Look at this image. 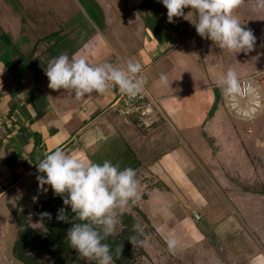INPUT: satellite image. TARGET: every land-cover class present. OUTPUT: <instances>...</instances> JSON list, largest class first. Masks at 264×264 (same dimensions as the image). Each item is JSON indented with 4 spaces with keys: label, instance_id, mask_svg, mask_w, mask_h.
Returning <instances> with one entry per match:
<instances>
[{
    "label": "rangeland",
    "instance_id": "obj_1",
    "mask_svg": "<svg viewBox=\"0 0 264 264\" xmlns=\"http://www.w3.org/2000/svg\"><path fill=\"white\" fill-rule=\"evenodd\" d=\"M144 3L131 9L123 8V0H0V27L15 33L12 37L22 53L13 52L16 66L28 65L34 56L31 45L43 36L47 38L36 54L48 61L59 45L69 47L74 32L79 38L85 32L95 33L106 39L108 48L128 51L142 44L147 26L141 16L146 11ZM254 5L255 0H244L233 11L257 38L253 52L219 49L210 39L201 38L187 20L185 31L171 29L176 32L171 34L178 42L194 39L142 75L150 93L166 98L159 102L164 119L144 129L117 112L114 116L122 131L125 124L131 128L124 137L141 156V164L132 167L139 198L123 209L114 231L120 235L136 222L144 229L146 244L133 247L129 264H264V55L253 59L264 53V10H255ZM155 8L158 16L164 14L163 4ZM184 11L197 21L194 9ZM51 44L50 52L44 51ZM11 63L8 67L14 69ZM229 68L237 72L241 84L251 82L248 93L222 94L216 81ZM24 69L17 67V86L27 76H23ZM160 73L167 75L169 86L158 88L160 81L153 82L151 77L156 79ZM29 77L27 81L33 83L35 78ZM37 79L46 86L44 76ZM238 112L248 115L238 116ZM100 147L92 148L94 160L88 161L98 163L95 152ZM35 183L30 180L28 184L32 197L38 194ZM45 187L48 191L39 194L41 200L52 195L50 186ZM18 192L13 190L0 200V218L9 223L6 254L12 259L19 227L6 201L20 205ZM197 210L201 219L194 215ZM124 214L132 219L123 218ZM28 222L39 233L46 227L33 212ZM170 237L178 241L174 253L165 242ZM36 255L46 264L54 261L48 254Z\"/></svg>",
    "mask_w": 264,
    "mask_h": 264
},
{
    "label": "crops",
    "instance_id": "obj_2",
    "mask_svg": "<svg viewBox=\"0 0 264 264\" xmlns=\"http://www.w3.org/2000/svg\"><path fill=\"white\" fill-rule=\"evenodd\" d=\"M145 1L147 2L146 11L141 13V16L147 26L142 44L138 48L128 51H116L113 48H108L106 39L99 38L95 33L91 35L89 32H85L82 39L77 37L74 32L71 37L72 41L69 39V47H64L63 44L59 45L56 54L49 56V58L52 59L68 51L70 58L75 54L94 65L102 63H112L114 66L124 65L128 60H132L141 63V76L148 74L152 66L162 62L160 60L170 58L176 49L194 38L178 42L176 35L171 34L173 31L169 22H167L165 10L164 14L160 15L163 20L155 12L156 4H162L160 0H123V8L126 5L131 9H137L141 5L140 3L144 5ZM192 16L197 19L198 13L196 10L192 11ZM0 23L2 25L1 21ZM179 24V32L185 31L184 27L187 24V19L182 17V23ZM166 26H169V28H166ZM0 28L3 29L0 31V67L4 66L5 69L3 74L0 75V133H2L0 134V161L2 163L0 167V200L5 199L13 190H17L22 194L17 203L20 205L15 206L13 202L6 201L13 214L15 208L28 209L31 213L34 211L37 202H33L32 193L28 191L29 181L36 180L38 174L36 169L37 160L44 158L46 153L57 148L75 158L88 161L89 158H92V148L101 145L95 152L98 163L110 160L113 164H119L121 169L141 164L138 162L141 156L134 151L135 149L127 137H124L125 132H129L131 128L124 123L125 128L122 131L114 118L117 113L110 106L113 100L112 93L98 94L93 92L77 99L71 91L60 89L59 92H53L48 87L49 81L43 70L48 60L38 57L36 54L39 44L47 37L38 38L31 45L33 46L31 51H34V56L28 59V65L24 62L21 63L25 67L23 76H27L23 78V89L17 96H14L15 90L19 87L15 84L18 75L17 67L22 65H15L13 52H15V55H21L22 53L12 37L15 33L3 26ZM53 45H49L44 51L49 50L50 52ZM12 61L15 63L12 64ZM9 63L12 64L14 69L8 67ZM40 76L45 77L46 86L44 87L40 85L41 81L37 79L41 78ZM158 76L156 79L151 77L155 84L159 81ZM28 77H34L35 81L33 83L27 81ZM157 86L158 88H164L161 84ZM152 96L160 102L166 99L153 94ZM12 106H14L13 111H11ZM21 126L40 133L42 144L36 146L34 138L28 137L26 133L20 130ZM32 154H35L34 157ZM84 155L88 157L85 158ZM35 185L37 186L38 182ZM195 212L199 213V210ZM8 227L9 223L0 218V264H25L15 256V252V259L9 258L6 254L5 245Z\"/></svg>",
    "mask_w": 264,
    "mask_h": 264
},
{
    "label": "clouds",
    "instance_id": "obj_3",
    "mask_svg": "<svg viewBox=\"0 0 264 264\" xmlns=\"http://www.w3.org/2000/svg\"><path fill=\"white\" fill-rule=\"evenodd\" d=\"M167 9V22L174 23V17H183L192 22L197 34L210 39L219 49L245 54L256 48V36L250 28L242 26L240 20L233 16V11L244 0H161ZM191 8L198 13L196 22L184 13ZM255 10H264V0H255ZM264 53H258L253 59L258 60ZM0 67V75L4 72ZM48 78V87L52 90L71 91L75 98L96 92L104 94L110 87L136 97L144 90L146 80L140 74V62L128 60L122 67L112 63L90 64L85 58L75 54L70 58L67 53L53 57L44 67ZM159 81L163 86L170 82L165 73H160ZM223 95L236 97L242 93L241 81L237 72L229 68L225 75L216 81ZM237 115L247 116L246 112ZM38 194L33 202H38L39 194L46 193L50 186L54 195L60 196L64 206L57 210L56 219L71 226L66 237L72 249L82 257L95 260L97 264H113L111 245L104 241L114 233L119 222L120 213L129 203L135 204L138 197V180L132 167L121 169L119 164L110 160L103 163L84 161L57 148L38 159L36 163ZM43 174V175H41ZM42 218L52 219V214L39 213ZM44 232L47 230L41 227ZM133 235L128 240L133 247H143L146 240L141 239L144 229L139 222L133 224ZM170 252H175L178 241L166 239ZM116 255L121 256L122 245L116 248Z\"/></svg>",
    "mask_w": 264,
    "mask_h": 264
},
{
    "label": "trees",
    "instance_id": "obj_4",
    "mask_svg": "<svg viewBox=\"0 0 264 264\" xmlns=\"http://www.w3.org/2000/svg\"><path fill=\"white\" fill-rule=\"evenodd\" d=\"M165 9V16L167 19V9ZM174 23H169L172 30L180 31V24L182 23V17H174ZM1 38V36H0ZM31 52H34L33 50ZM23 89L22 85H19L14 92V96ZM12 106L11 111H13ZM20 130L30 138H34L36 146L42 144V135L38 132H33L27 128L21 126ZM35 154H32L34 157ZM2 163L0 161V167ZM43 175V174H41ZM52 190V189H51ZM61 207H67L70 216V206H64L63 200L60 196L52 195L46 199L39 200L35 204L33 214L37 219L44 222L46 232H37L28 222V216L31 212L28 209H13L14 215L18 222L19 236L15 242L14 252L15 256L24 262L25 264H46L41 257L37 254H48L53 257L52 264H97L95 260H89L82 257L78 252L71 248L69 241L66 237L67 229L71 226L68 223L57 221V210ZM47 211L52 214V219L42 218L39 213ZM123 218L132 219L130 215H123ZM135 222V221H134ZM133 228L129 226L124 228V232L120 235L113 233L110 235L104 243L111 245V251L113 260L116 264H129L130 260H133V246L128 240V237L133 235ZM143 239V237H141ZM122 245L121 256L116 255V248ZM36 256V257H35ZM129 261V262H128Z\"/></svg>",
    "mask_w": 264,
    "mask_h": 264
},
{
    "label": "built area",
    "instance_id": "obj_5",
    "mask_svg": "<svg viewBox=\"0 0 264 264\" xmlns=\"http://www.w3.org/2000/svg\"><path fill=\"white\" fill-rule=\"evenodd\" d=\"M122 66V64L116 65V67ZM241 86L242 94L248 93L251 88V82L245 80ZM106 92L113 94L111 108L128 122H136L144 129H151L164 119L159 106L160 101L153 97L145 86L143 92L134 98L122 94L118 87H110ZM194 215L197 219H201V215L198 212H194Z\"/></svg>",
    "mask_w": 264,
    "mask_h": 264
}]
</instances>
